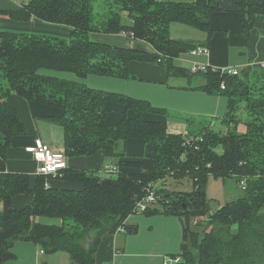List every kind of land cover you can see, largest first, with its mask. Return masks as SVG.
<instances>
[{
  "label": "trees",
  "instance_id": "trees-1",
  "mask_svg": "<svg viewBox=\"0 0 264 264\" xmlns=\"http://www.w3.org/2000/svg\"><path fill=\"white\" fill-rule=\"evenodd\" d=\"M16 11H0L11 21L64 26L67 38L0 30V264L15 259L17 242L31 243L44 254L64 252L69 264H96L95 254L106 236L130 229L134 214L178 218L182 229L178 264H264V69L246 66L237 75L220 70L192 74L178 62L195 45L205 46L214 35L210 16L237 14L246 46L258 24H264V0H11ZM99 1L106 11L96 14ZM181 24L205 35L202 43L170 38V26ZM92 33L124 35L140 41L152 53L93 42ZM164 67L171 78H201L202 89L226 100L221 119L225 131L209 122L184 118L185 134L167 132L166 123L149 122L144 114L165 110L145 100L89 88L84 84L42 73L43 70L128 80L131 63ZM223 83V89L221 84ZM189 85V84H188ZM16 96L54 110L40 120L62 131L64 156L102 155L106 147L125 152L129 139H141L145 154L139 161L120 162L123 171L104 177L96 171L66 168L55 177L6 172V153L26 127L8 98ZM134 113L116 125L108 122V104ZM243 106L244 120L240 117ZM243 124L246 132H237ZM195 131L191 127H194ZM189 141V144L185 142ZM210 178L223 182L240 179L246 188L235 200L208 213L205 195ZM65 188L48 186L49 181ZM172 180L191 185L190 192L155 189L156 202L144 212L137 204L154 181ZM32 182V185H31ZM160 193V194H158ZM31 199L20 210L11 206L16 196ZM157 205L161 209L157 208ZM207 216L201 237L189 223ZM41 219L60 221L44 224ZM132 228V227H131ZM124 230V231H119ZM199 238V241H197Z\"/></svg>",
  "mask_w": 264,
  "mask_h": 264
},
{
  "label": "crops",
  "instance_id": "crops-1",
  "mask_svg": "<svg viewBox=\"0 0 264 264\" xmlns=\"http://www.w3.org/2000/svg\"><path fill=\"white\" fill-rule=\"evenodd\" d=\"M18 9L19 5L17 2H13L11 0H0V11H16ZM210 26L214 31V35L208 44L209 55L207 58H200V61L207 62L210 67L215 69L236 68L238 70L246 66H253L264 62V24H258L252 31L248 46H246L242 36L240 18L237 14H212L210 16ZM0 30H12L25 33L40 32L59 35L64 38H67L69 32V29L64 26L40 24L35 22H14L4 15H0ZM109 36H112L116 43H122L120 45L115 44L113 47L138 49L144 52L152 53V49L149 46L146 47L143 42L129 41L124 35ZM204 39L205 37H202L200 40H191V42L202 43ZM181 57L177 59V62H181ZM128 71L132 77L131 79L119 80L115 83H110V81L101 82L109 85L113 89H116V92L113 93L125 95L136 100H145L153 107L165 110L166 113L164 115L144 114L142 117L145 121L166 123L167 132L169 133L185 134L186 124L183 119L184 115H201L204 106L206 104L211 105L210 99L201 95H207V92L202 89H192V87L202 85L201 78L195 84H192V79H182L187 82V85L180 87L169 84L171 77L168 76L164 67L160 65L134 62L130 64ZM99 78L102 79L106 77ZM101 79H93V81L95 82ZM8 104L16 110L21 121H24L23 123L26 127L27 133L24 137H16L13 139L11 147L6 153V172L27 174L31 178V181H33V178L37 176V165L29 153L26 152V147L32 146L35 140H40L51 150L55 152H64L63 141H61L60 144H56L54 142V137L50 132V136H46L45 140L42 138L40 132H36L33 128L32 120L56 125L42 119L40 120V117L42 116L55 115V111L41 105L26 102L16 96L9 97ZM107 106L110 111L108 122L111 125L118 124L123 116H126L127 118L134 117V113L132 111L126 110L124 106L120 104L109 103ZM171 111L179 115L167 117ZM181 113L182 115H180ZM48 130L52 131L49 128L47 131ZM113 150L114 149L112 147H106L102 155H92L89 157L78 158L66 157L67 168L102 173L106 167L114 166L118 168V173L123 171H133L119 166V163L139 161L145 154V144L141 139H129L125 145V152H115ZM65 185V183L55 180H51L48 183V186H54L57 188H65ZM30 199V196H16L12 199L11 206L14 210H20ZM127 222L128 221H126V223ZM130 227H132L131 230L134 232L135 229L132 224ZM123 233L125 232L119 234ZM119 234L104 237L100 243L101 246L104 245L106 241L111 240L109 239L110 237ZM19 244H23L29 248L32 245L30 243L17 242L13 245L12 250L15 245ZM101 246L99 245L95 254L96 264L114 263L116 261L117 254L123 253L124 255L125 253L124 249H118L114 247V244L112 245V249H110V251H107L105 247L102 248ZM34 247L33 252L35 255L37 247ZM164 259L165 258H162L161 264ZM14 260H17L16 255Z\"/></svg>",
  "mask_w": 264,
  "mask_h": 264
},
{
  "label": "rangeland",
  "instance_id": "rangeland-1",
  "mask_svg": "<svg viewBox=\"0 0 264 264\" xmlns=\"http://www.w3.org/2000/svg\"><path fill=\"white\" fill-rule=\"evenodd\" d=\"M174 2H188L190 0H170ZM14 2V1H13ZM94 11L96 14L103 13L106 11V7L99 1L94 3ZM12 31V30H11ZM20 32V31H14ZM28 32V31H26ZM35 34H45L40 32H31ZM45 35H53V34H45ZM61 37L59 35H54ZM204 38L205 35L195 30L193 28H189L187 26L181 24H172L170 26V38L174 40H182V41H191V40H200ZM64 38V37H61ZM89 39L93 42L106 43L112 46L116 43L112 36L103 33H92L89 35ZM125 43V42H124ZM196 43V42H194ZM147 47L148 45L145 44ZM200 61V59H196ZM182 67L186 69H190L191 59L188 54L182 55L181 62H178ZM44 74L56 76L60 79H65L69 81H75L81 84L86 85L89 88L107 91V92H116V89L111 88L109 85L101 82V81H110V83H115L119 81L118 79L112 78H99L98 76H89L86 79H79L71 73L64 72H55L51 70H43L41 71ZM97 79H101L98 81H93ZM200 78L194 77L192 78V84H195L199 81ZM170 85L173 86H186L187 82L182 79L171 78L169 81ZM206 98L210 99V104H206L204 109H202L201 115L189 116V114L184 115V118H195V120L204 121L205 124L211 122L214 124V127L220 128L221 131H225L224 126L221 125V119L226 113V100L223 96H218V94H201ZM210 96V97H209ZM218 100V102H217ZM243 106L240 108V117L244 120L245 115L243 113ZM179 114H175V112H170L167 117L177 116ZM182 115V113L180 114ZM24 122V121H23ZM33 128L36 132H40L42 138L45 139L46 136H50V133L54 137V142L56 144H60L62 141V131L61 128L57 125L48 124L46 122H37L32 120ZM192 131H195V125H192ZM51 129L52 131L47 129ZM50 132V133H49ZM237 132L243 134L246 132V128L243 124H239L237 127ZM46 140V139H45ZM114 151V150H113ZM115 152H121L120 150ZM101 176L108 177H116V174H104L103 172H97ZM150 185L153 186L154 189H162L163 192H171V191H184L190 192L191 185H180L172 180L168 181H154ZM241 190L239 186L235 184L233 180H228L223 182L222 180H215L210 178L205 189V195L208 203V213L213 214L218 207L223 206L225 203L235 200L238 196L241 195ZM160 194V193H158ZM158 209H161L157 205ZM41 222L44 224H52L58 225L60 223L59 220H49V219H41ZM131 224L134 227L135 231L132 232ZM127 225L130 229L123 234L115 235L110 237L105 242L104 245L100 246L107 251L112 249V245L118 249H124L123 253L117 254L116 261L110 264H161L162 258L170 259L172 256H179L181 254V244H182V229L178 218L171 216H163L160 214L147 216L144 214H134L132 215ZM189 228L192 232H196L200 237L202 235L203 229H207V216L192 220L189 223ZM124 231V230H122ZM199 241V238L198 240ZM31 244V243H30ZM34 245L32 244L30 248L23 244L15 245L12 252L17 256V260L8 261L5 264H69L68 255L64 252H56L51 255L47 254H39L41 251L39 248L35 250V255L33 252ZM36 247V246H35ZM34 247V248H35ZM112 252V251H111Z\"/></svg>",
  "mask_w": 264,
  "mask_h": 264
},
{
  "label": "built area",
  "instance_id": "built-area-1",
  "mask_svg": "<svg viewBox=\"0 0 264 264\" xmlns=\"http://www.w3.org/2000/svg\"><path fill=\"white\" fill-rule=\"evenodd\" d=\"M191 60V67L189 69L190 73L196 74L201 72H206L208 69L211 71L220 70L227 75H237L239 70L236 68H225V69H215L208 65L207 62L197 61L196 59L207 58L209 55V49L205 46L195 45L188 52ZM262 69H264V62L258 64ZM223 83L221 84V89H223ZM189 144V141L185 142ZM26 152L29 153L33 161L37 165L36 174L37 175H47L55 177L60 171L67 168L66 157L64 152H55L49 147L44 145L40 140H35L32 146L25 148ZM104 174H116L118 173V168L106 167L103 171ZM238 186L241 191H244L246 188V181L244 178L240 179ZM155 189L153 186H149L147 189V195L143 201L137 204V211L144 212L148 206L156 202ZM122 231V230H119ZM40 254H43L40 251ZM180 262L179 257L164 259L162 264H178Z\"/></svg>",
  "mask_w": 264,
  "mask_h": 264
}]
</instances>
